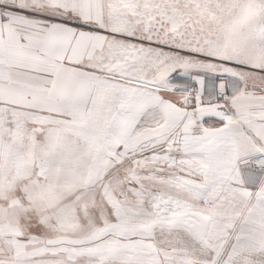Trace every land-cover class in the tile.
<instances>
[{"label": "snow or ice", "instance_id": "obj_1", "mask_svg": "<svg viewBox=\"0 0 264 264\" xmlns=\"http://www.w3.org/2000/svg\"><path fill=\"white\" fill-rule=\"evenodd\" d=\"M0 264H264V0H0Z\"/></svg>", "mask_w": 264, "mask_h": 264}]
</instances>
